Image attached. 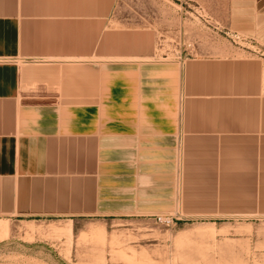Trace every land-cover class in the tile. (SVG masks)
I'll list each match as a JSON object with an SVG mask.
<instances>
[{"label": "crops", "instance_id": "crops-1", "mask_svg": "<svg viewBox=\"0 0 264 264\" xmlns=\"http://www.w3.org/2000/svg\"><path fill=\"white\" fill-rule=\"evenodd\" d=\"M109 15L0 0V220L68 226L72 256L115 219L264 217L263 61L155 60Z\"/></svg>", "mask_w": 264, "mask_h": 264}, {"label": "rangeland", "instance_id": "rangeland-1", "mask_svg": "<svg viewBox=\"0 0 264 264\" xmlns=\"http://www.w3.org/2000/svg\"><path fill=\"white\" fill-rule=\"evenodd\" d=\"M109 1L110 35L153 47L152 59L255 57L264 63V0ZM51 220H14L11 233L0 220V264H264V217L216 224L177 216L115 219L80 234L72 256L70 228L48 225Z\"/></svg>", "mask_w": 264, "mask_h": 264}, {"label": "built area", "instance_id": "built-area-1", "mask_svg": "<svg viewBox=\"0 0 264 264\" xmlns=\"http://www.w3.org/2000/svg\"><path fill=\"white\" fill-rule=\"evenodd\" d=\"M163 218L165 217H158L157 219L162 220ZM166 218L169 219V217H166Z\"/></svg>", "mask_w": 264, "mask_h": 264}]
</instances>
